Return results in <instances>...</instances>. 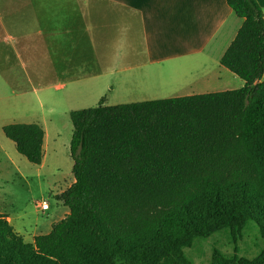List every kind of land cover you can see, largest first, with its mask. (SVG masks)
Returning a JSON list of instances; mask_svg holds the SVG:
<instances>
[{
    "label": "trees",
    "instance_id": "obj_1",
    "mask_svg": "<svg viewBox=\"0 0 264 264\" xmlns=\"http://www.w3.org/2000/svg\"><path fill=\"white\" fill-rule=\"evenodd\" d=\"M241 19L220 65L237 90L73 111L68 214L26 243L0 215V264H191L197 238L255 222L264 241V15L226 0ZM32 165L43 160L38 124L2 128ZM210 264H264L217 251Z\"/></svg>",
    "mask_w": 264,
    "mask_h": 264
},
{
    "label": "crops",
    "instance_id": "obj_2",
    "mask_svg": "<svg viewBox=\"0 0 264 264\" xmlns=\"http://www.w3.org/2000/svg\"><path fill=\"white\" fill-rule=\"evenodd\" d=\"M254 1L264 15V0ZM242 22L226 0H0V72L20 100L65 90L81 100L96 95L104 106L105 81L112 94L145 73L229 72L220 60ZM101 63L109 68L87 72ZM206 76L202 87L215 83ZM36 124L43 166L52 138L44 120Z\"/></svg>",
    "mask_w": 264,
    "mask_h": 264
},
{
    "label": "rangeland",
    "instance_id": "obj_3",
    "mask_svg": "<svg viewBox=\"0 0 264 264\" xmlns=\"http://www.w3.org/2000/svg\"><path fill=\"white\" fill-rule=\"evenodd\" d=\"M1 64V63H0ZM105 71L109 63L89 66L87 72L95 69ZM145 73L144 77L128 79L123 89L116 88L114 93H107L103 82L101 97L107 95L106 107L145 101L170 99L171 96H192V92L206 94L237 90L240 81L232 73ZM210 74L211 85L202 87ZM5 73L0 72V215L9 218L13 230L31 243L34 236L46 235L47 228L62 220L65 208L58 201V195L67 190L74 180L71 169L69 145L72 136V124L69 114L73 111L86 110L98 106L99 100L87 94L84 100L69 93L51 90L48 95L38 98H18L11 93L4 82ZM264 75V74H263ZM51 80V79H48ZM264 81V76H263ZM57 84L59 81H51ZM108 83V82H107ZM179 85L182 88L177 89ZM199 88V89H198ZM13 89V88H12ZM198 89V91H195ZM69 91V90H67ZM201 95V94H200ZM98 96V95H97ZM44 120L45 129L51 132V141H46L49 153L45 155L43 166L32 165L16 152L14 144L2 132V127L9 124H36ZM42 202L49 205V210L42 212L37 207ZM264 241L255 222H248L240 235L232 238L230 231L224 229L208 238H197L189 248L184 249L185 258L191 264H210L214 251L226 258L237 256L248 260L255 259L263 250Z\"/></svg>",
    "mask_w": 264,
    "mask_h": 264
},
{
    "label": "built area",
    "instance_id": "obj_4",
    "mask_svg": "<svg viewBox=\"0 0 264 264\" xmlns=\"http://www.w3.org/2000/svg\"><path fill=\"white\" fill-rule=\"evenodd\" d=\"M40 211L45 212L49 210V205L46 202H42L37 207Z\"/></svg>",
    "mask_w": 264,
    "mask_h": 264
}]
</instances>
